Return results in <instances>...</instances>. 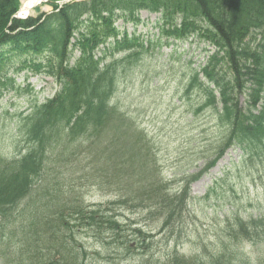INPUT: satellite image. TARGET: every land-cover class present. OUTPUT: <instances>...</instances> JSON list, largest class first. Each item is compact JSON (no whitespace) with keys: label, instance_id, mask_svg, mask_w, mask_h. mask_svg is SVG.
Masks as SVG:
<instances>
[{"label":"trees","instance_id":"obj_1","mask_svg":"<svg viewBox=\"0 0 264 264\" xmlns=\"http://www.w3.org/2000/svg\"><path fill=\"white\" fill-rule=\"evenodd\" d=\"M51 1L55 12L20 20L13 18L20 0H0V61L12 53L32 55L31 68L53 75L62 84L55 97L35 103L17 121L30 142L26 154L10 160L0 157V264H88L90 252L79 241L80 229L96 222L98 207L99 227L121 238L120 220L107 217L110 206L85 207L80 196L66 197L68 185L59 180L57 171L40 175L44 163L53 161L52 154L66 166L84 153L88 166L98 170V178L114 175L116 187L125 191L124 199L115 202L134 200L156 217L168 207L163 231L172 230L173 223L189 212V183L227 149L236 146L243 151L236 167L264 158V0H78L62 6L55 3L59 0ZM140 9L162 11L169 26L168 30L163 26V32L169 36L181 40L196 34L217 47L202 69L207 81L194 72L186 89H199L205 102L195 112L213 110L225 134L217 144L216 157L199 174L187 176L182 193L170 192L160 177L145 131L131 115L111 104L120 61L100 67L106 51L95 58L100 43L119 34L115 19L139 21ZM72 38L81 56L70 66ZM138 40L125 33L112 51L144 48ZM133 51L126 58L142 50ZM43 54L44 61L36 60ZM8 83V91L16 88L14 78L0 79V97L2 85ZM241 94L248 98L245 106ZM230 213L222 220L224 232L191 256L183 254L180 241L175 240L164 255L165 264H264V212L246 219L239 211ZM126 236L138 237L136 247L141 249L152 233L134 228L131 237ZM127 242L122 240V247L130 251Z\"/></svg>","mask_w":264,"mask_h":264},{"label":"rangeland","instance_id":"obj_2","mask_svg":"<svg viewBox=\"0 0 264 264\" xmlns=\"http://www.w3.org/2000/svg\"><path fill=\"white\" fill-rule=\"evenodd\" d=\"M53 10L51 5L44 3L35 5L28 15H37L41 12ZM141 22L133 24L117 19L116 25L119 30H128L129 34L135 32L141 36L144 44L149 39H158V20L160 13L141 11ZM167 37H163L164 42ZM155 40V41H156ZM161 42H154L146 48L136 62L128 63L127 60L121 67L119 85L113 102L119 104L124 111L134 117L141 125L151 140V148L154 150V158L157 159L159 170L164 179L171 184L172 191L183 183V178L188 173L198 172L209 157H214L215 148L220 138L225 134V127L215 118L213 110L195 112L196 105L201 100V94L195 92L187 95L184 87L188 81V75L196 69L200 70L205 64L212 46L200 42L197 38H191L186 42L173 46H161ZM101 52H97L99 56ZM125 53L116 54L121 57ZM11 55V54H9ZM79 56L74 52L71 63ZM24 56L12 55L6 60L4 70L10 76H15L17 82L23 88L14 94L3 96V108L0 111V157L6 159L16 156L25 148V142L18 132L14 130L17 113L30 110L35 94L40 100L53 96L60 88L52 77H46L34 73L31 68L17 71L19 63ZM110 57L107 61H110ZM133 66L134 70L127 69ZM242 102L245 100L241 96ZM241 151L229 149L209 173L204 174L199 181L191 184L192 198L189 212L175 223L174 237L183 242L180 250L187 256L196 253L209 238L222 233L223 228L220 216L228 213L229 208L243 213L244 218L248 215H257L264 212V158L257 159L252 166L244 163L241 167L232 168V162L238 161ZM56 156L52 154V163ZM71 165L78 174L64 169L63 165L56 166L61 174L60 180L74 186L77 196H80L86 204L109 201L113 199L114 188L106 183L92 180L95 175L94 168L88 166L85 154L73 157ZM57 164V163H55ZM225 178L216 185L208 199L202 198L209 191L210 186L215 184L218 178ZM71 180L73 182L71 183ZM120 217L136 222L135 225L152 230L154 239L148 248L127 252L117 250L110 260L119 261L121 264H165L164 255L174 241L167 243L165 234H158L159 221L143 214L141 209L132 210L121 208L117 210ZM93 231L89 229L87 234L90 243L93 241ZM247 250L249 248L247 247ZM245 250V251H247ZM106 252L100 254L103 264L108 262ZM98 258V257H97ZM99 259V258H98ZM92 258L93 263L99 264V260ZM144 259V260H143ZM168 264V261H167Z\"/></svg>","mask_w":264,"mask_h":264},{"label":"bare ground","instance_id":"obj_3","mask_svg":"<svg viewBox=\"0 0 264 264\" xmlns=\"http://www.w3.org/2000/svg\"><path fill=\"white\" fill-rule=\"evenodd\" d=\"M41 0H24L22 4L21 14L28 13L34 5H37Z\"/></svg>","mask_w":264,"mask_h":264}]
</instances>
